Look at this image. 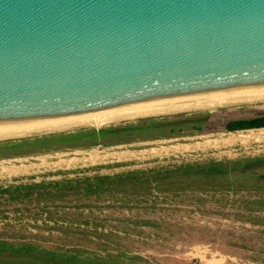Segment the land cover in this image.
Returning <instances> with one entry per match:
<instances>
[{
  "label": "rangeland",
  "instance_id": "rangeland-1",
  "mask_svg": "<svg viewBox=\"0 0 264 264\" xmlns=\"http://www.w3.org/2000/svg\"><path fill=\"white\" fill-rule=\"evenodd\" d=\"M261 116L256 100L0 140V264H264V128L225 130Z\"/></svg>",
  "mask_w": 264,
  "mask_h": 264
},
{
  "label": "water",
  "instance_id": "water-1",
  "mask_svg": "<svg viewBox=\"0 0 264 264\" xmlns=\"http://www.w3.org/2000/svg\"><path fill=\"white\" fill-rule=\"evenodd\" d=\"M264 96V0H0V132Z\"/></svg>",
  "mask_w": 264,
  "mask_h": 264
},
{
  "label": "bare ground",
  "instance_id": "bare-ground-1",
  "mask_svg": "<svg viewBox=\"0 0 264 264\" xmlns=\"http://www.w3.org/2000/svg\"><path fill=\"white\" fill-rule=\"evenodd\" d=\"M256 100H264V96L249 98V99H239L238 101H226L223 103H215V104L201 105V106L181 108V109H175V110H168V111L152 112V113H145V114H137V115H129V116H121V117H113V118L81 121V122H73V123L34 127V128H26V129H18V130H10V131H2V132H0V140L17 139V138H22V137H27L30 135H37V134L62 132V131L72 130L75 128H81V127L99 128V127H103V126H106L109 124H114V123H118V122H122V121L134 120V119H139V118L170 115V114L186 112V111L213 109L215 107H222L223 105H227V104H239V102H255ZM248 138L249 137L243 138V136H241L239 139H236V140L228 139L227 141H229L230 142L229 144H231L234 142H238L240 140H243L242 142H245L244 140H248ZM255 138H259V137L256 136ZM255 138H254V140H256Z\"/></svg>",
  "mask_w": 264,
  "mask_h": 264
},
{
  "label": "trees",
  "instance_id": "trees-1",
  "mask_svg": "<svg viewBox=\"0 0 264 264\" xmlns=\"http://www.w3.org/2000/svg\"><path fill=\"white\" fill-rule=\"evenodd\" d=\"M197 118L185 119L182 121L183 124H196L201 123ZM175 122H163L153 124L151 127H173ZM255 128H264V116L256 117L253 120H239L237 122L228 123L225 126V130L229 132H236L240 130H247V129H255ZM135 130V127L132 126H124V127H117V128H110V129H101V130H90V131H82L79 133H71L66 135H59V136H49L45 138H41L38 140H26L22 141L21 145L26 147H35V146H43L45 144H52L53 142L64 144L70 143L77 140L82 139H98L104 137L105 135H118L121 133H131ZM16 145H11V149H14Z\"/></svg>",
  "mask_w": 264,
  "mask_h": 264
},
{
  "label": "crops",
  "instance_id": "crops-1",
  "mask_svg": "<svg viewBox=\"0 0 264 264\" xmlns=\"http://www.w3.org/2000/svg\"><path fill=\"white\" fill-rule=\"evenodd\" d=\"M262 129V128H261ZM260 131H264V130H260ZM263 139H264V137H263ZM5 148H8V151H12V150H9V149H11V148H9V147H5ZM5 151V150H4Z\"/></svg>",
  "mask_w": 264,
  "mask_h": 264
}]
</instances>
